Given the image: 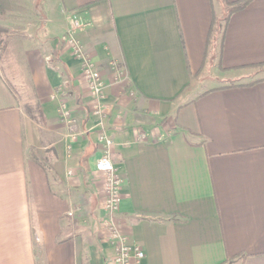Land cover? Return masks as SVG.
<instances>
[{
    "label": "crops",
    "instance_id": "crops-1",
    "mask_svg": "<svg viewBox=\"0 0 264 264\" xmlns=\"http://www.w3.org/2000/svg\"><path fill=\"white\" fill-rule=\"evenodd\" d=\"M217 2L55 0L33 16L34 89L0 62V264H110L102 131L122 178L115 223L145 253L131 264H264V80L220 88L264 77L242 80L264 63V0L230 17L223 68ZM76 20L103 115L63 40Z\"/></svg>",
    "mask_w": 264,
    "mask_h": 264
},
{
    "label": "built area",
    "instance_id": "built-area-1",
    "mask_svg": "<svg viewBox=\"0 0 264 264\" xmlns=\"http://www.w3.org/2000/svg\"><path fill=\"white\" fill-rule=\"evenodd\" d=\"M80 26H82V24L76 20L73 25L74 28L67 31L63 36V40L72 45L75 55L82 61V73L84 74L92 94L97 99L94 113L97 115H103L104 105L102 100L104 97L105 82L100 71L84 53L82 46L75 35V29ZM63 116L69 124L74 123V118L68 110L64 109ZM99 140L104 144V151L103 155L95 162V170L104 178L106 197L103 206V221L108 228L110 238L115 243V255L110 261V264H131L133 254L137 257L138 261H141L145 255L144 251L138 246L130 245L115 223V215L119 211L122 200V178L118 174L111 159L110 148L112 145V139L105 131H102L99 134Z\"/></svg>",
    "mask_w": 264,
    "mask_h": 264
},
{
    "label": "trees",
    "instance_id": "trees-1",
    "mask_svg": "<svg viewBox=\"0 0 264 264\" xmlns=\"http://www.w3.org/2000/svg\"><path fill=\"white\" fill-rule=\"evenodd\" d=\"M226 6L228 7L227 14L224 17L223 21L219 22V28L221 27L220 37V55L218 64L221 68V55L223 50V39L225 37L226 28L228 21L232 14L237 11L244 9L248 6L252 0H223ZM27 5L24 0H0V62L4 61L3 70H7L11 76H19L22 78L23 82L26 85V89L32 91L33 81L31 77V72L26 59V34L20 25H17L14 28H11L9 25L3 23L11 19H18L20 12H26ZM217 21L212 24L211 32L215 28ZM211 35V34H210ZM211 38V36H210ZM251 67H264V63L253 64ZM6 74V72L4 71ZM7 77V75H6ZM264 80L262 78H256L247 83H230L228 85L222 86L220 88H228L237 85H252L258 81ZM39 105L37 104V108ZM40 117L43 119L42 111L40 108ZM35 148H31V154L33 158L42 163L43 159L38 157L35 152Z\"/></svg>",
    "mask_w": 264,
    "mask_h": 264
},
{
    "label": "rangeland",
    "instance_id": "rangeland-1",
    "mask_svg": "<svg viewBox=\"0 0 264 264\" xmlns=\"http://www.w3.org/2000/svg\"><path fill=\"white\" fill-rule=\"evenodd\" d=\"M24 1L26 2V5H27V11L26 12H20L19 13V17L20 18L11 19V20L5 21L3 23L9 25L11 28H14V27L17 26L16 25L17 23H19V24L22 23L23 24L25 22V26H24L25 30H24V28L21 25L20 26L24 30L23 32H25L26 36H28L30 42H32L33 41V37L32 36L34 35V31H32V26H31L33 16L36 15L37 12H41V13H43V15H44L46 10H49L51 12V3H55V0H24ZM217 1H218L217 2V6H218L219 14L223 15L226 6H224V4L222 3V0H217ZM47 4H48V8L46 6ZM226 14H227V12H226ZM22 19H23V22L17 21V20H22ZM27 20H29V21H27ZM27 23H29L30 25L29 24L27 25ZM41 25H44V23L41 22ZM41 27H43V26H41ZM1 63L3 65H5L4 61L1 62ZM261 69L262 70H260V69L256 70L254 68V69L249 70L247 72L248 76L242 77L243 78L242 80H247V79H249L251 77H254V76H256L257 73L259 74L258 76H263L264 75V72H263L264 67L261 68ZM252 73H254V74L252 75ZM6 74L11 78V82L14 85H16V87H18V85H20L18 79L10 76V73L7 72V71H6ZM206 83L207 84H213L212 81H207ZM29 107L34 108V110H35V104H29Z\"/></svg>",
    "mask_w": 264,
    "mask_h": 264
}]
</instances>
